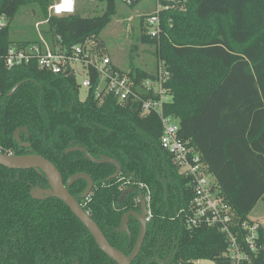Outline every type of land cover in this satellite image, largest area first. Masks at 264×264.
Masks as SVG:
<instances>
[{"label":"trees","instance_id":"obj_1","mask_svg":"<svg viewBox=\"0 0 264 264\" xmlns=\"http://www.w3.org/2000/svg\"><path fill=\"white\" fill-rule=\"evenodd\" d=\"M96 1L103 9L93 16L75 12L50 17L57 0H0V18L9 21L0 31V52L14 44L13 22L29 7L38 9L44 39L52 45L61 41L70 47L89 41L100 51V37L117 14L116 0ZM179 1L186 11L163 16L165 35L151 40L144 34L141 40L155 48L157 66L163 63L171 74L165 89L172 103L165 107V115L179 122L181 139L201 154L238 220L249 221L264 199V0ZM155 73L135 69L129 76L141 86L155 80ZM90 74L93 88L81 102L73 75H53L35 65L0 69V152L47 159L65 185L76 174H88L95 183L88 199L83 197L85 181L69 192L110 245L126 256L135 248L140 226L129 225L130 237L117 231L125 215L139 211L135 203L138 185H145L151 192L154 217L133 264H196L201 260L222 264L227 241L220 231H189L176 219L190 199L188 181L161 147L160 118L142 117L138 104L120 106L111 96L96 99L99 77L95 71ZM21 128L30 132L29 139L21 135L29 149L14 141ZM71 148H84L95 159L117 161L121 175L109 181L116 173L114 166L93 164L81 153L68 154ZM36 188H50L44 174L0 166V264H116L63 202L33 200L31 191ZM128 189L136 192L120 206L119 199Z\"/></svg>","mask_w":264,"mask_h":264},{"label":"built area","instance_id":"obj_2","mask_svg":"<svg viewBox=\"0 0 264 264\" xmlns=\"http://www.w3.org/2000/svg\"><path fill=\"white\" fill-rule=\"evenodd\" d=\"M120 1L130 8L145 0ZM153 1L155 11L145 20L144 34L151 40H160L165 35L163 16L168 13L184 12L186 7L179 0ZM49 12L50 17L72 15L75 13V0H61ZM8 24L9 21L5 17L0 18V31ZM168 24L171 28L172 21L170 20ZM34 65L43 72L73 75L77 80L79 75L85 74L86 77L78 83L80 90L86 89L88 94L93 88L90 73L91 70L95 71L99 77V84L95 90L96 99L103 100L111 96L120 106L140 105L142 117L157 115L164 129L161 147L173 157L180 175L188 181L187 191L190 199L186 207L179 211L176 219H180L189 231L200 229L220 231L227 241V251L222 264H264V221L238 220L233 208L221 196L217 181L209 175L208 166L205 165L201 154L189 142L181 139L179 122L165 115V107L172 103V97L165 89L171 74L163 63L160 62L156 67L155 80H148L137 86L129 75L115 71L111 60L100 54L94 43L89 41L83 45L68 47L61 41L52 45L41 37L40 42L36 44H11L5 52H0V69L14 71ZM1 95L0 87V97ZM138 187L139 194L141 193L147 204L146 223L149 225L154 217L151 192L143 184H139ZM135 203L136 206H140L139 196ZM205 261L207 260L198 261L196 264H203Z\"/></svg>","mask_w":264,"mask_h":264},{"label":"rangeland","instance_id":"obj_3","mask_svg":"<svg viewBox=\"0 0 264 264\" xmlns=\"http://www.w3.org/2000/svg\"><path fill=\"white\" fill-rule=\"evenodd\" d=\"M61 0H57V4ZM154 2V1H153ZM151 0L146 1L134 9L125 6L120 0H116V16L111 24L102 33L100 44L103 53L111 60V64L122 73L129 75L135 69H141L148 73H155L157 59L155 48L144 44L141 36L144 35L145 21L155 11V4ZM103 5L96 0H75V12L82 17H90L100 12ZM39 11L36 7L22 10L13 22L11 41L14 44L37 42L44 38V24L39 23ZM144 29V30H143ZM85 74L78 76L79 83L85 78ZM88 97L86 89H82L80 100L85 102ZM249 221H264V199L256 206Z\"/></svg>","mask_w":264,"mask_h":264},{"label":"water","instance_id":"obj_4","mask_svg":"<svg viewBox=\"0 0 264 264\" xmlns=\"http://www.w3.org/2000/svg\"><path fill=\"white\" fill-rule=\"evenodd\" d=\"M24 83L17 85L9 94V97L19 90V88ZM26 134L28 139L30 138V132L26 128H21L16 131L14 135V141L19 144L24 149H29L30 144H23L21 135ZM67 153H81L86 156V159L96 165H112L116 168V173L109 181L116 180L119 178L122 172L121 165L110 158L103 157L101 159L93 158L86 149L84 148H71ZM0 166L11 170V171H30L35 170L44 174L50 184L49 189L36 188L31 191V197L35 201L44 202L50 199H57L63 202L73 213V215L87 228L98 248L114 263L116 264H133L134 261L140 255L143 245L145 243L148 225L146 223L147 216V204L146 201L142 200V212L129 213L124 216L121 227L117 231L123 235H128L130 237L129 223L131 218H135L140 225V234L135 248L130 256H126L124 253L113 248L108 242L107 238L104 236L103 232L99 226L92 220L90 215L85 212L80 203L70 194L69 189H71L76 183L80 181H85L87 183V189L84 192V199H88L95 187L94 180L85 173H80L72 176L67 184L65 185L63 177L59 170L47 159L40 156H26V157H16L8 156L0 153ZM215 182V180L213 181ZM135 189L126 190L119 199V205L122 206L124 201L129 195L135 193ZM203 264H212L211 261H205Z\"/></svg>","mask_w":264,"mask_h":264},{"label":"flooded vegetation","instance_id":"obj_5","mask_svg":"<svg viewBox=\"0 0 264 264\" xmlns=\"http://www.w3.org/2000/svg\"><path fill=\"white\" fill-rule=\"evenodd\" d=\"M139 198H141V204H140V206H136L137 208H138V212H132V213H138V214H141V212H142V207H141V205H142V195H141V193L139 194ZM138 199V198H137ZM146 221V220H145ZM133 222H136L137 224H139L138 222H137V220L135 219V218H131L130 219V223H129V225L130 224H132ZM140 226V225H139ZM149 226V225H148Z\"/></svg>","mask_w":264,"mask_h":264},{"label":"crops","instance_id":"obj_6","mask_svg":"<svg viewBox=\"0 0 264 264\" xmlns=\"http://www.w3.org/2000/svg\"><path fill=\"white\" fill-rule=\"evenodd\" d=\"M146 1H150V0H145V1H143L142 3L146 2ZM151 1L153 2V0H151ZM142 3H141V4H142ZM153 3H154V2H153Z\"/></svg>","mask_w":264,"mask_h":264}]
</instances>
